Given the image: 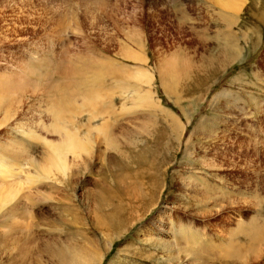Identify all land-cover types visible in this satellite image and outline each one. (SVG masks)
Listing matches in <instances>:
<instances>
[{
	"label": "rangeland",
	"instance_id": "obj_1",
	"mask_svg": "<svg viewBox=\"0 0 264 264\" xmlns=\"http://www.w3.org/2000/svg\"><path fill=\"white\" fill-rule=\"evenodd\" d=\"M105 1L114 18L93 0H32L28 8L11 3L0 19V76L33 54L54 63L66 51L104 63L101 104L64 125L85 123L96 111L119 142L110 147L94 137L98 144L71 159L68 174L45 175L38 163L50 164L44 141H31L32 165L12 143L27 107L0 123V197L9 189L20 194L0 200V264H264V0ZM59 19L62 26L54 25ZM77 20L82 32L70 26ZM121 29H141L144 41ZM226 43L244 47L243 55L223 59ZM156 50L192 63L175 77L173 93L159 76ZM138 68L156 74L150 94L157 106H136ZM60 72L53 73L59 84ZM221 93L229 107L224 97L216 101ZM53 94L28 93L44 111L33 106L24 130L56 141L39 126L53 124Z\"/></svg>",
	"mask_w": 264,
	"mask_h": 264
},
{
	"label": "bare ground",
	"instance_id": "obj_2",
	"mask_svg": "<svg viewBox=\"0 0 264 264\" xmlns=\"http://www.w3.org/2000/svg\"><path fill=\"white\" fill-rule=\"evenodd\" d=\"M31 1L32 0H2V2H0V7H1L0 8V19L4 20V17H6L8 15V14H6V12H7V8H9L11 6L10 5L11 3L14 4V2H16V3L21 5V8H24V7L28 8L29 6L34 7L32 5L33 2H31ZM93 3H94V6H95L97 11H101V13H103V14L110 12L111 13L110 17L114 18V15H113L114 13L112 12V9L108 8L107 2L105 0H93ZM72 6L73 5L70 6V4H69L68 7L66 8V10H64L68 18H70L72 15H74V6L73 7ZM23 12H26V11H24V10L19 11V13L21 15ZM75 17L77 19L76 14H75ZM12 19H14V18H12ZM21 19H23V18L22 17L17 18V20H21ZM42 21L44 22V20H42ZM42 21H41V19L38 20V18L35 20H32V22H34L35 24H38ZM14 22H16V21H14ZM5 23H7V22H5ZM10 23H11V21H10ZM44 23H46V19H45ZM21 24L23 25L26 23L21 22ZM28 24H26V25H28ZM62 24H63V19H59L54 25L62 26ZM70 26H72L76 31L82 32V27H81L78 20H77L76 24L70 23ZM7 29H15V26L13 28L7 27ZM17 29H22V28L20 26V28H17ZM121 31L126 36L132 38L136 43L141 44L144 41V35H143V32L141 29H137V32L133 35H130L128 32H126L123 29H121ZM235 40H239V39L234 38V41ZM239 41H241V40H239ZM0 42H3V41L0 40ZM249 43L251 45V42L246 41V46H248ZM25 45H24V47H26ZM244 49L245 48L242 47L241 45H237V44L230 45V44L226 43V50H227L228 55L225 54V55H223L222 58L224 59V58H227L229 56L228 59L229 58L230 59H235V58L239 59L243 55ZM85 50L88 51L89 49H85ZM24 51H25V49H24ZM25 52H24V54H26ZM155 53H156V66H157V70L160 74L159 76L162 78V81L164 82V84L169 87V91L173 93L174 92V86H175V83L177 81V80L175 81V77H177L178 73L181 74L183 72L182 68L188 69L192 63L190 64L189 60L182 58L183 56L180 57L181 54L178 57H177V55H173V54L169 55V57H166V56H162V52H160L158 50H156ZM40 54H42V53H39L38 56ZM183 54H184V52H183ZM184 55H186V53ZM32 56H27L30 58H27V57H25V58L19 57L18 59L16 58L15 62L11 64L12 68L5 69L3 74L0 76V123H4V122H6L12 118H15L19 113L22 112L20 109L24 106H26L27 109L22 113H24V115H27V116H28V113H34V111L32 110L33 106L40 109L41 111H39V112L44 111L38 105H36V101L31 102L32 98H30L29 100L26 99L28 93L36 94L39 91L47 90V89H50L51 91L54 92L53 95L48 96V99H49L50 103L52 104V108L50 110H52V112H53V119H54L53 124L51 126H46V125H43L42 122H40L39 126L41 128L40 127L39 128L43 132H46L47 134L56 135L58 137V139L56 141L48 140L46 137L42 136L40 133H37L33 129L27 128L26 130H24L25 124L29 122L28 117L25 116L23 118V121L21 122V124L17 127V132L15 134V137L12 140V143L17 147L18 151L21 149V151H19V153L20 154L23 153V155H25V157H28V159H30L29 165L37 163L35 156L30 157L33 155V154L31 155V152H32V150L30 148L31 141H36V142L44 141L46 143L45 149L42 152V154H43L44 159H48L50 161V164L49 165H43V164H41L40 161H38L39 168L45 175H48L49 173L53 172L54 170H58V171L63 172L64 174H68L69 170H71L70 169L71 163H73V162H71V159L74 160V159L79 158L81 156L82 152L84 150H86V146H88V145H96V144H98V142H100L101 144H108L110 147H114V146L118 147L119 142L113 135L112 126L110 127L109 124L108 125H101L99 122L102 119H104L105 117L101 113L98 115V113L95 110H94L95 112H93V111L89 112L88 118L86 119L85 123H78L77 122L73 126H71V128L68 125H64L67 122H71L75 118V116L79 115L80 113H83L84 110L89 109V108H97V106L101 104V102L103 100V94H104V91H102V89H101L102 80H103L101 77L103 76L102 73L105 72L104 63L94 61L93 59H89L88 57H86L87 58L86 59V58H83L80 56H78V57L68 56L66 51L61 53V55L59 56L60 57L59 59L55 58L56 61L54 63L52 61H50V57L46 56L45 53H43L42 57H37V59L34 56L33 57ZM138 57L142 58L141 56H138ZM130 58H134V56L130 57ZM190 58H191V56H190ZM34 59H36V60H34ZM229 60H227L228 63L230 62ZM220 61H221V59H220ZM223 63H225V62H223ZM140 68H142V67H140ZM59 69H62L64 72H60ZM57 72H60L63 76L60 84L58 82L54 81L53 73H57ZM136 72L139 74L137 84L140 85L141 91L143 93L142 98H141L142 103L137 104L136 106L138 108L146 107L147 105L157 106V104L154 100V97H153V93L150 94V91L152 92L153 88H154L153 84H154V79H155L156 74L154 75L153 73H151V71L139 69V68L136 69ZM11 76H14V77H11ZM193 78H195V77H193ZM191 79H192V77H191ZM180 90H182V89H180ZM72 97H74V98H73L72 102L70 103L69 98H72ZM223 97L225 98V96H223V93L215 96L216 101H219V99H220L221 103L223 101H225L224 99H221ZM176 98L178 100V96ZM79 100H81V101H79ZM139 100L137 98V101H139ZM228 102H229V100L227 98L225 101L226 107L230 106V105H228L229 104ZM69 103H70V105H69ZM216 106H218V105H216ZM222 106H223V104H222ZM83 108H84V110H83V112H81V110ZM61 111H64V112H61ZM67 114H69V116L70 115L71 116L66 119ZM236 117H237V115H236ZM106 119L108 122L109 118L106 117ZM235 120L237 122V119H235ZM168 121H170V120H168ZM171 121L175 122L174 119ZM87 122L90 125H88ZM177 122H178V120L175 123H177ZM237 124H235V125H237ZM87 126H90V127H87ZM143 129H145V127ZM146 131H147V129L144 130V133H146ZM20 133L22 135H20ZM210 133H209V136H210ZM94 137L96 140H98V142H96L94 140ZM220 140H222V139H220ZM33 144L35 145V143H33ZM224 145H226V143ZM219 148H220V146H219ZM239 149H241V148H239ZM222 150H223V148H222ZM18 151L16 152V154L18 153ZM20 154H17V155L19 156ZM203 161H205V159ZM208 161H207V163H209ZM214 161L215 160L213 159V161L210 163L211 164L214 163L216 168L220 167L219 166L220 164H217ZM204 163H206V162H204ZM76 164H78V162ZM202 164H203V162H202ZM211 164H207V165H211ZM207 165H205V166L208 167ZM213 168H214V166H213ZM14 170L15 169H13V172H14ZM203 190H202L203 192L207 193V194H205V199H209V201H212V204L214 206L218 207V205H219L220 208H222L223 205L219 204V203H221V202H219L220 198H218V197L213 198V199L211 198L213 196L212 190L206 191L204 188H203ZM9 191H10V194H8L6 196L1 195V197H0V200L4 204H7L8 201H5V199L9 196L13 197V199H14L18 195L20 198L19 193H14L10 189H9ZM220 201H222V200H220ZM8 212L10 213V209ZM205 212H209V210L208 211L206 210ZM11 217H14V216L11 215ZM187 237H188V235H187ZM183 240H184V238H183ZM167 246H169V245H167ZM194 247H196V246H194ZM200 247H203V246H200ZM188 249H189V247L187 248V251H188ZM196 250H198V249L196 248ZM230 250L234 251V249H230ZM231 253L232 252H229V254H231Z\"/></svg>",
	"mask_w": 264,
	"mask_h": 264
}]
</instances>
